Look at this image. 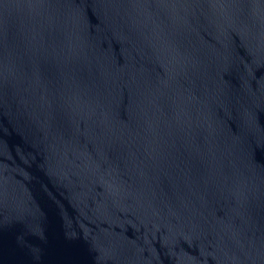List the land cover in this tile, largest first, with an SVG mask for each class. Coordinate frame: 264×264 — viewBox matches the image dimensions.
Instances as JSON below:
<instances>
[{"label": "water", "instance_id": "obj_1", "mask_svg": "<svg viewBox=\"0 0 264 264\" xmlns=\"http://www.w3.org/2000/svg\"><path fill=\"white\" fill-rule=\"evenodd\" d=\"M0 264H264V0H0Z\"/></svg>", "mask_w": 264, "mask_h": 264}]
</instances>
